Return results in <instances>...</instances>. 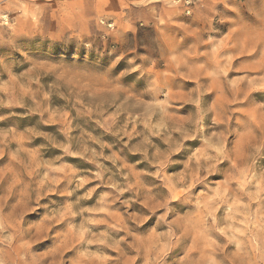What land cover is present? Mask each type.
<instances>
[{
  "label": "clouds",
  "instance_id": "9594fccd",
  "mask_svg": "<svg viewBox=\"0 0 264 264\" xmlns=\"http://www.w3.org/2000/svg\"><path fill=\"white\" fill-rule=\"evenodd\" d=\"M0 264H264V0H0Z\"/></svg>",
  "mask_w": 264,
  "mask_h": 264
}]
</instances>
